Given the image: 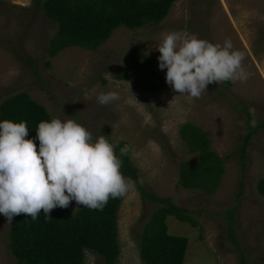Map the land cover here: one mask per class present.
Masks as SVG:
<instances>
[{
	"label": "rangeland",
	"instance_id": "374dc122",
	"mask_svg": "<svg viewBox=\"0 0 264 264\" xmlns=\"http://www.w3.org/2000/svg\"><path fill=\"white\" fill-rule=\"evenodd\" d=\"M56 31L57 24L35 9L34 0H0V104L27 92L52 119L75 120L94 139L105 136L116 146V155L121 143L130 147L146 190L170 197L198 222L194 226L173 216L167 219L171 233L189 238L184 264H241L243 252L248 264H264V196L258 189L264 177V128L252 137L244 158L239 152L248 132L249 107L256 108L258 122L264 120V0H178L158 24L121 26L96 50L72 46L51 58L48 48ZM172 31L221 45L230 38L234 50L245 53L242 64L249 78L209 84L199 98L173 91L166 83L167 69L159 68L157 49L164 33ZM131 49L153 60L164 88L149 91L118 77ZM112 91L119 99L100 105L99 94ZM187 122L202 127L225 159L223 178L213 192L188 189L180 182V164L195 163L196 156L181 136ZM70 206L76 212L82 205L72 201ZM158 206L137 185L122 198L115 264H145L142 231ZM230 216L241 250L229 232ZM13 225V219L8 224L0 214V264H19L8 247ZM85 264L106 263L86 250Z\"/></svg>",
	"mask_w": 264,
	"mask_h": 264
},
{
	"label": "trees",
	"instance_id": "16d2710c",
	"mask_svg": "<svg viewBox=\"0 0 264 264\" xmlns=\"http://www.w3.org/2000/svg\"><path fill=\"white\" fill-rule=\"evenodd\" d=\"M176 1L34 0V6L57 24L56 34L48 48V55L52 58L72 46L96 50L121 26L136 29L158 24L168 16ZM118 77L127 78L149 91H158L165 86L153 60L134 49L126 55L124 69ZM247 115L248 132L239 150L242 158L252 137L264 128V120L258 122L255 128L250 127L252 117L249 111ZM4 120L16 123L26 121L29 130L26 139H32L37 135L39 123L50 122L52 118L29 93L19 92L0 104V122ZM180 132L190 152L196 155L193 167L188 160L180 164L182 186L213 192L223 178L225 159L213 149L210 137L202 127L187 122L181 126ZM36 144L38 149V140ZM124 146L125 143L119 145L117 155L122 161L121 172L138 180L141 176L131 159V149L128 155H120V149ZM137 187L142 195L159 204L143 227L140 242L143 261L145 264H184L189 238L171 233L167 219L173 216L194 226L198 222L191 217L187 208L177 205L170 197L149 192L144 184L137 183ZM258 189L264 196V177L259 180ZM122 198H109L103 210L82 205L73 214L69 205L67 208L53 209L51 218L47 219L43 210L35 220L27 214L17 215L13 218L14 225L8 236L9 250L19 264H85L86 250L102 256L106 264H115L120 253L118 211ZM230 219L229 232L237 249L241 250L237 232L233 228L234 217L230 216ZM241 264H248L244 252Z\"/></svg>",
	"mask_w": 264,
	"mask_h": 264
},
{
	"label": "clouds",
	"instance_id": "9594fccd",
	"mask_svg": "<svg viewBox=\"0 0 264 264\" xmlns=\"http://www.w3.org/2000/svg\"><path fill=\"white\" fill-rule=\"evenodd\" d=\"M157 49L159 68L167 69L166 83L190 98H199L209 84L244 82L250 75L242 64L245 53L234 50L230 38L221 45L194 33L172 31L164 33ZM118 99L115 91L97 97L100 105ZM248 111L252 117L249 126L255 128L256 108ZM239 124L245 129L244 120ZM36 132V137L26 139V121L0 122V214L8 224L22 213L35 220L41 210L46 219L51 218L53 209L67 208L72 201L103 210L109 198L126 197L136 190L137 183L144 184L142 177L133 180L121 172L122 161L114 144L105 136L94 139L75 120L42 121ZM129 151L125 145L120 155Z\"/></svg>",
	"mask_w": 264,
	"mask_h": 264
},
{
	"label": "water",
	"instance_id": "95a60500",
	"mask_svg": "<svg viewBox=\"0 0 264 264\" xmlns=\"http://www.w3.org/2000/svg\"><path fill=\"white\" fill-rule=\"evenodd\" d=\"M122 70H123V69H122V68H120L118 72H120V73H121V72H122ZM194 165H195V163H194V162H191V166L193 167Z\"/></svg>",
	"mask_w": 264,
	"mask_h": 264
}]
</instances>
